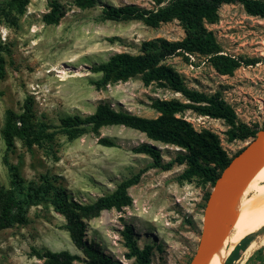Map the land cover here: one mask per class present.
<instances>
[{
	"label": "rangeland",
	"instance_id": "rangeland-1",
	"mask_svg": "<svg viewBox=\"0 0 264 264\" xmlns=\"http://www.w3.org/2000/svg\"><path fill=\"white\" fill-rule=\"evenodd\" d=\"M51 1L31 0L17 25L0 19V42L11 49L10 54H5L7 75L0 80V181L9 184L4 164L6 146L1 136L5 112L7 108L20 111L31 95L36 117L58 133L53 142L32 148L17 140L10 160L19 165L25 178L35 179L41 174L56 177L76 200L94 202L152 163L149 155L135 153L134 147L155 145L165 161L174 158L181 148L151 140L145 133L124 125H106L99 134L88 132L69 141L58 128L60 119L92 114L100 103H109L117 111L157 117L159 113L152 107L155 99L182 98L181 94L158 82L146 84L140 75L98 88L92 81L101 74L94 72L93 66L117 52L139 53L144 40L182 39L185 30L179 21L153 28L140 20H103L101 5L81 9L73 0H58L65 14L58 24H47L43 15L50 10ZM102 1L115 6H155L153 0ZM209 28L224 53L257 58L259 62L242 65L232 75L220 74L200 54H192L194 59L177 55L166 62L189 87L220 93L240 121L264 127V18L249 15L241 4H225L219 10L218 21ZM184 116L196 129L217 133L230 156L239 153L251 139L229 141V126L223 119L191 110ZM101 137L116 145H103ZM185 169L186 165H175L171 170L148 168L129 189L132 204L121 210H104L88 220L87 238L98 242L123 264H138L135 257L128 256L124 230L129 226L140 246H152V264H189L200 241L207 197L213 186L198 177L182 179ZM28 217L27 224L0 231V264H42V260L30 255L32 247L81 255L64 228V217L53 208L33 206ZM248 235L247 247L230 264H264V228L250 232L241 226L237 239L240 242ZM220 248L226 255L225 264L233 249L225 244Z\"/></svg>",
	"mask_w": 264,
	"mask_h": 264
},
{
	"label": "trees",
	"instance_id": "trees-1",
	"mask_svg": "<svg viewBox=\"0 0 264 264\" xmlns=\"http://www.w3.org/2000/svg\"><path fill=\"white\" fill-rule=\"evenodd\" d=\"M153 1L155 6L147 8L135 4L115 6L102 0H73V4L81 9L101 5L103 20H140L153 28L163 23L179 21L185 30V37L182 39L156 37L144 40L137 54L117 52L107 61L95 64L93 70L101 76L92 83L100 88L140 75L144 83L158 82L181 94L182 98L155 99L152 107L159 114L153 118L117 111L109 103H100L92 114L62 117L58 128L69 141H74L88 132L99 134L100 129L106 125H124L145 133L151 140L181 148L174 158L165 161L158 147L150 143L140 144L133 151L152 158L148 167L121 181L115 190L98 197L94 202H81L56 177L41 174L38 178L27 179L19 165L10 160L9 154L15 149L17 140L32 148L34 145L53 142L58 133L55 127L36 117L34 97L27 96L20 111L7 108L5 112L1 136L6 146L4 164L8 169L9 184L5 185L0 181V231L27 224L29 211L33 206L51 207L64 217V228L81 252L80 255L69 250L53 251L32 247L30 255L42 260V264H123L107 253L98 242L87 238L88 220L99 216L104 210H121L131 205L133 199L129 189L140 181L148 168L171 170L175 165H186L180 176L182 179L198 177L214 185L222 170L236 154H228L217 133L209 129H196L184 116L186 111L223 119L229 126V141L248 140L260 129L259 126L240 121L233 106L220 93L209 94L189 87L181 74L166 61L177 55L200 54L206 56L223 75H232L242 65L256 64L259 62L257 58L224 53L209 25L218 21L219 10L225 4H241L249 15L264 18V0ZM30 2L31 0L0 1V19L17 25ZM64 14V5L53 0L50 2V10L43 15V21L47 24H58ZM10 53L11 49L0 42V80L7 75L5 54ZM99 141L106 146L116 145L107 137H101ZM54 158H58L55 153ZM124 236L130 249L128 256L135 257L138 264H152V246H140L134 238L132 227L125 228ZM249 236L235 246L225 264H230L241 256L247 247L245 242Z\"/></svg>",
	"mask_w": 264,
	"mask_h": 264
},
{
	"label": "water",
	"instance_id": "water-1",
	"mask_svg": "<svg viewBox=\"0 0 264 264\" xmlns=\"http://www.w3.org/2000/svg\"><path fill=\"white\" fill-rule=\"evenodd\" d=\"M263 164L264 127L231 159L214 183L205 206L200 241L189 264H201L225 243L234 221H225L221 210L247 187Z\"/></svg>",
	"mask_w": 264,
	"mask_h": 264
},
{
	"label": "bare ground",
	"instance_id": "bare-ground-1",
	"mask_svg": "<svg viewBox=\"0 0 264 264\" xmlns=\"http://www.w3.org/2000/svg\"><path fill=\"white\" fill-rule=\"evenodd\" d=\"M221 216L225 221L234 218V228H231L224 243L229 245L230 249H234L239 242L237 237L241 226L248 228L250 232L264 228V164L247 187L236 195L233 202L221 210ZM225 257L223 249L219 248L201 264H224Z\"/></svg>",
	"mask_w": 264,
	"mask_h": 264
},
{
	"label": "built area",
	"instance_id": "built-area-1",
	"mask_svg": "<svg viewBox=\"0 0 264 264\" xmlns=\"http://www.w3.org/2000/svg\"><path fill=\"white\" fill-rule=\"evenodd\" d=\"M188 55H189L192 59H194V56H193L192 54L188 53Z\"/></svg>",
	"mask_w": 264,
	"mask_h": 264
}]
</instances>
